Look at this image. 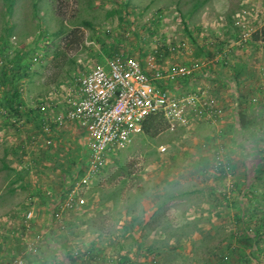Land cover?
<instances>
[{
	"label": "rangeland",
	"instance_id": "obj_1",
	"mask_svg": "<svg viewBox=\"0 0 264 264\" xmlns=\"http://www.w3.org/2000/svg\"><path fill=\"white\" fill-rule=\"evenodd\" d=\"M263 27L264 0H0V264L25 258L15 243L42 241L23 224L51 212L43 245L54 261L264 264ZM120 49L193 70L168 87L208 104L189 105L187 125L161 117L157 136L137 135L79 187L77 221L60 222L87 158L78 127H52L61 84ZM240 111L256 121L247 131Z\"/></svg>",
	"mask_w": 264,
	"mask_h": 264
},
{
	"label": "built area",
	"instance_id": "obj_2",
	"mask_svg": "<svg viewBox=\"0 0 264 264\" xmlns=\"http://www.w3.org/2000/svg\"><path fill=\"white\" fill-rule=\"evenodd\" d=\"M155 55H159V51L156 50ZM155 55L149 57L145 65L136 55L120 49L103 62L83 63L82 72L72 74L61 84L65 88L64 103L60 104L58 99L56 106L62 108V113L52 119V127H78L88 151L83 166L85 173L68 194L63 209L80 208L85 204L79 187L89 184L115 155L130 146L135 137L144 132L150 116L162 117L168 127L175 129L190 122L189 105L205 111L208 102L200 92L179 96L168 87L170 82L189 77L193 70L172 62L160 65ZM41 104L43 114L48 113L51 105L44 100ZM43 117L49 124L50 118ZM49 127L46 125L47 130L51 129ZM61 215L56 213L58 218ZM31 250L37 252V244L33 243ZM23 263V257H17L10 264Z\"/></svg>",
	"mask_w": 264,
	"mask_h": 264
},
{
	"label": "crops",
	"instance_id": "obj_3",
	"mask_svg": "<svg viewBox=\"0 0 264 264\" xmlns=\"http://www.w3.org/2000/svg\"><path fill=\"white\" fill-rule=\"evenodd\" d=\"M108 57V56H107ZM92 61V60H91ZM88 62V61H87ZM86 63V62H85ZM76 73H78V72H76ZM63 83H64V81H63ZM79 130V129H78ZM83 149L86 151L87 149H86V147H85V144L83 143ZM87 156H88V151H87ZM87 159V158H86ZM85 159V160H86ZM84 160V161H85ZM67 198V197H66ZM66 198H65V200H66ZM60 199H62V198H60ZM80 210H81V208H78V207H75V208H70V209H67V208H64L63 209V214L61 215V219H60V222H62L63 221V218H65V217H67V218H69V221H73V222H75V221H77V216L78 215H80L79 214V212H80ZM43 219H44V223H46V224H44L43 222L41 223L40 222V220L38 221V223H35V221H30V224H27V223H25L24 222V220H21L22 222H24V226H27V227H29V226H32V229L33 228H36L37 230H38V233H34V235H39V232H42V236H43V238H42V241H37V240H39V239H35L34 240V243L35 244H37V247H38V249H39V251H37V252H34V251H32L30 248H29V251H27L26 249H27V247H25V245H22V246H19V244L18 243H15V245H16V248L19 250V251H21V252H26L25 254H27L26 256H25V258H24V264H71L70 263V261L69 260H67V262H66V260L64 259H62L61 258V260L59 261H54V260H52V258L53 257H51L50 258V251L47 249V247H48V245H43V241H46L47 242V237H46V235H45V232H46V230H48V228H47V226L49 225V227L50 226H52V224H55V219H54V217H53V215H52V212H51V214H50V217H49V220H48V217H47V214H44V216H43ZM53 221V222H52ZM56 222H58V221H56ZM36 224H38V225H36ZM48 224V225H47ZM88 225V220L87 221H85V225ZM72 226V225H71ZM65 227H67V225H64V228ZM38 228H40V230L38 229ZM35 237V236H34ZM16 239L19 241V238L18 237H16ZM7 240V239H6ZM15 240V239H14ZM17 240H15V241H17ZM14 245V246H15ZM8 244H7V247H5V253L4 254H10V252L11 251H13V249L11 248V249H9L8 250ZM64 254H66L65 253V251H64ZM58 262V263H57Z\"/></svg>",
	"mask_w": 264,
	"mask_h": 264
},
{
	"label": "trees",
	"instance_id": "obj_4",
	"mask_svg": "<svg viewBox=\"0 0 264 264\" xmlns=\"http://www.w3.org/2000/svg\"><path fill=\"white\" fill-rule=\"evenodd\" d=\"M254 38H256L257 40H263L264 41V27L262 29H259L255 32L254 34ZM57 54H62L64 55V57L66 58L67 57V53H65V51H58ZM65 62V60L61 61V62H56V65L58 66H61L63 65ZM10 104H12L11 106H13V101L10 102ZM39 108V107H38ZM39 111H40V114H41V122H42V125L45 123V120H44V117H43V114L41 113V110L39 108ZM256 124V121L255 119L249 117V115L244 112V111H240V117H239V126L240 128L243 130V131H247L248 129H250L251 127H253L254 125ZM164 129L163 128V122H162V119L161 117L159 116H150L145 125H144V132L146 135H149V136H152V137H155L158 135V133ZM83 166H84V161L83 163H81V167H80V173H79V178L81 176L84 175V169H83ZM254 238L253 237H250L248 236L246 239H245V242L247 245H253L252 243L253 242ZM39 251V249H38Z\"/></svg>",
	"mask_w": 264,
	"mask_h": 264
}]
</instances>
